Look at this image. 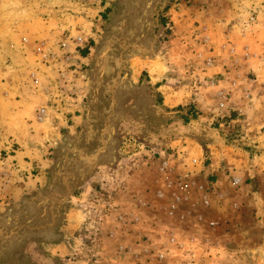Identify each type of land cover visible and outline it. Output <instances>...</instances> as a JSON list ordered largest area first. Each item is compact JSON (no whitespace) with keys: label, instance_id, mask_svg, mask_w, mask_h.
Returning a JSON list of instances; mask_svg holds the SVG:
<instances>
[{"label":"rangeland","instance_id":"obj_1","mask_svg":"<svg viewBox=\"0 0 264 264\" xmlns=\"http://www.w3.org/2000/svg\"><path fill=\"white\" fill-rule=\"evenodd\" d=\"M94 2L0 0V30L35 35L41 105L85 92L93 115L60 134L42 109L24 167L0 138V264H264V0ZM162 76L180 94L156 92ZM160 108L167 130L140 132Z\"/></svg>","mask_w":264,"mask_h":264},{"label":"crops","instance_id":"obj_2","mask_svg":"<svg viewBox=\"0 0 264 264\" xmlns=\"http://www.w3.org/2000/svg\"><path fill=\"white\" fill-rule=\"evenodd\" d=\"M95 3L99 4V0H96L94 4ZM102 10V5H98V12H101ZM101 20L102 19H96L95 21L88 20V22L86 21V23L89 24V27L86 26V29H83L84 35H78L83 38V42L79 44L80 46L84 44V41L87 42L89 38L95 39V37L99 36L98 31L95 29V25L98 27V25L101 23ZM67 28L68 30H71V27ZM230 30L234 32L233 27H230ZM34 36L35 35H32V32L28 31L27 29L23 30L22 32L11 30L9 33L5 32L4 30H0V138L2 143L4 140L13 139L20 146V150L17 153L15 159L18 160L23 167L25 166L24 148L29 146V140L26 138V134L32 135L34 137L37 131L40 130L38 119L40 118V112L42 109L44 111V115H46L45 119L46 117H49V119L52 117L50 112H53L62 118L63 124L61 123V126L58 129L60 134L65 131V133L67 132L68 134L72 135L73 133L78 132L79 129L80 132L86 133L89 130L91 121L93 119L90 106L91 103L86 102L84 99L86 97L88 98V95L85 92L76 99V104H69L66 108L62 107V109L60 108L61 105L60 107H55L61 111V114L58 113L56 109L53 110L52 107H49L46 101H44V105H41L40 79L37 73V69L39 67V63L37 61L39 57L38 50H35L32 44L26 46L23 43L24 40L29 37L30 39L27 44H29L30 40L33 42ZM12 43L15 45L13 46ZM71 49L72 48L70 46V50ZM80 55L81 60L88 63L91 62L90 55L85 58H83L82 54ZM164 64L166 65V69L169 70L170 68L168 67V64L166 62H164ZM216 68L224 71L229 77L232 76V71L229 73L228 69L230 68H226L224 64ZM251 68H248L249 72L251 70V72L256 73V71H254L255 69H253V65H251ZM36 79H38V81H36ZM164 79L165 76H162L159 81L155 82H161L160 88L155 89L156 92L160 90L165 98H167V96H173L174 94H180L181 86L178 85V81L175 83L172 81L170 76H166L167 80L165 82ZM220 84L227 88L230 87L227 81H221ZM154 87H157V84H154ZM147 96L149 97L150 101L153 100L151 95L147 94ZM146 100L147 99H145V101ZM177 100H179V97ZM170 101L174 102L176 106L180 104L179 101ZM192 101L194 102L193 99ZM199 101L205 104L204 99L201 97H199ZM171 104L172 105L169 104V107L173 108L174 104ZM42 106L44 108H42ZM164 110L165 113H167V108H164ZM244 110L245 108L243 107L241 101H238L237 95L232 94L231 97L228 98V101H226V112L242 113ZM144 112L145 121L140 123L138 126L140 127V132L142 129H144L150 133L151 130L155 128V126L160 128L161 134L163 133V130H167L166 126L169 124L168 121L164 119L165 113H163V109L160 108L159 110H156L155 113L149 110H144ZM45 119L43 120L45 121ZM136 121L137 120H135L134 123L130 125L134 127L135 124L140 122V120L137 122ZM150 122H154L156 125L154 124L155 126H153L152 124H148ZM1 145L3 144H0V146ZM154 146L159 153L163 152L164 143L162 140H160V143L155 144Z\"/></svg>","mask_w":264,"mask_h":264},{"label":"built area","instance_id":"obj_3","mask_svg":"<svg viewBox=\"0 0 264 264\" xmlns=\"http://www.w3.org/2000/svg\"><path fill=\"white\" fill-rule=\"evenodd\" d=\"M82 42H83V38L82 37H80V36L76 37V41H75L76 47L79 46V44L82 43ZM71 44L72 43L70 41H68L67 43H63L62 46L60 47V51H62L61 53L63 54V56L65 58V61H72V59H73V54L70 52V46H71ZM51 59L55 60L56 57L55 56H52ZM62 76H64V75H62ZM36 81H38V79H36ZM166 166H167V163H164V165L162 167V170L163 171H165L164 168Z\"/></svg>","mask_w":264,"mask_h":264},{"label":"trees","instance_id":"obj_4","mask_svg":"<svg viewBox=\"0 0 264 264\" xmlns=\"http://www.w3.org/2000/svg\"><path fill=\"white\" fill-rule=\"evenodd\" d=\"M84 57L88 55L87 51L83 52Z\"/></svg>","mask_w":264,"mask_h":264}]
</instances>
